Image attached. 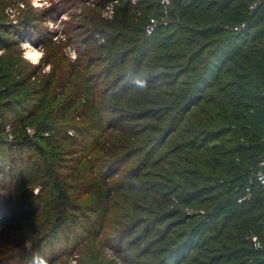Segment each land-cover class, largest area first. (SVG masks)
Returning a JSON list of instances; mask_svg holds the SVG:
<instances>
[{
  "label": "trees",
  "instance_id": "1",
  "mask_svg": "<svg viewBox=\"0 0 264 264\" xmlns=\"http://www.w3.org/2000/svg\"><path fill=\"white\" fill-rule=\"evenodd\" d=\"M108 2L82 66L41 32L30 68L25 23H0V239L29 221L33 257L50 240L60 264H264V0H116L109 20Z\"/></svg>",
  "mask_w": 264,
  "mask_h": 264
},
{
  "label": "rangeland",
  "instance_id": "2",
  "mask_svg": "<svg viewBox=\"0 0 264 264\" xmlns=\"http://www.w3.org/2000/svg\"><path fill=\"white\" fill-rule=\"evenodd\" d=\"M95 0H47V4H50L51 6L48 7L47 4L44 3V0H40L39 7L34 6V0H0V23H7L12 24L14 26V29L18 33H22L23 31L21 25H13L19 21L24 22L23 24L25 26L27 36L33 40L34 46H40L43 45L47 47V40L42 41L40 37V33H49V35L52 36V42L55 43L56 48L54 50H51L53 48H50L49 51H52V54H56L57 57H60V54L65 56V58L69 62H75L77 63V66H82L81 63H85L88 58H91V56H84L82 53L83 45L82 42L85 39L84 34L86 33L87 28H91V26L95 23V17L94 13H92V2ZM108 4H112L114 8V4L116 0H109ZM163 1V0H162ZM167 4V0H165ZM133 3V1H132ZM107 5V4H106ZM105 5V6H106ZM104 10L101 11L100 16L105 19H111L106 18L104 15ZM114 12V11H113ZM113 16V13L111 17ZM91 21L93 24H91ZM19 27V28H18ZM24 40H27L25 38ZM23 40V41H24ZM101 43V42H100ZM19 51L21 53L20 47ZM48 51V52H49ZM2 54V51H0V55ZM73 55H75V59H72ZM94 66L97 65V58L96 56L93 57ZM27 65L30 66V68L36 67L37 65H31L28 62L24 61ZM46 68V67H45ZM45 68H43V71L41 74H46ZM81 69V68H80ZM98 71V68H93V73ZM98 90L101 88L100 84H97ZM31 104L28 99L23 100V104L26 103ZM81 102V101H79ZM29 132V138L32 140V143L35 142L36 144H40V141L35 139V137L32 135L34 132L28 130ZM33 136V137H31ZM3 141H13L12 135L8 131H6V134H3ZM35 141H34V140ZM15 151V149H14ZM5 152V151H4ZM15 154V152L13 153ZM27 154L23 155V159L26 160ZM79 156H70L67 159V164L70 167H74V160H77ZM132 161V160H131ZM131 162L129 161L122 167V170H127L129 167V164ZM6 164V162H5ZM18 168V167H17ZM65 174H68V171H64ZM18 175L19 180L25 179V177H21L22 174L18 171H16V176ZM6 184L7 190H9L10 186H8V181H4ZM33 186V187H32ZM30 187H22V190H28L31 192L32 196L37 195L39 193V186L38 185H32ZM18 191V190H17ZM18 194V193H17ZM0 197H3L4 200L6 198V195L3 193H0ZM30 202V201H29ZM33 204V203H32ZM31 205V204H30ZM30 205L24 206L23 214L26 212L31 213L35 210L34 207L32 209H29ZM18 207L16 203L14 204V209ZM16 222L13 223V225ZM21 223L24 222H17L16 225L12 226V228H9L4 234L2 235V238L0 239V263L2 264H31L33 260V254L35 251H31V245L29 240V234L31 235V224L26 222L25 224L21 225ZM6 236V237H5ZM19 239V241H18ZM18 241V242H17ZM22 242V247L26 250H29L31 255L27 259H22V257L14 258L10 257L8 255L7 251L10 246L14 247V243ZM62 244V242H58V244ZM51 241L47 240L42 245V248L44 249L43 252H45V259H49L51 256V262L49 264H60L63 261H66L64 257L57 258L54 260L57 256L55 255V252L52 251L51 247ZM9 246V247H5ZM59 246V245H58ZM15 248V247H14ZM59 248L62 252H64L67 249H64L62 246ZM49 257H48V256ZM110 253H107V257L109 258ZM71 261V260H70ZM53 262V263H52ZM71 264H74V262H70Z\"/></svg>",
  "mask_w": 264,
  "mask_h": 264
},
{
  "label": "clouds",
  "instance_id": "3",
  "mask_svg": "<svg viewBox=\"0 0 264 264\" xmlns=\"http://www.w3.org/2000/svg\"><path fill=\"white\" fill-rule=\"evenodd\" d=\"M44 3L47 4V0H44ZM34 6H41L40 5V0H34ZM48 7H50V4H47ZM19 47L21 49V58L28 62L31 65H39L41 61L44 59L46 56V49L44 48L43 45L40 46H34L30 41L24 40L21 41L19 44ZM75 55H73L72 59H75ZM51 65H48L45 68L46 72L51 71ZM137 84L140 86H144V81H136ZM31 264H49L48 260L39 256L33 257V260Z\"/></svg>",
  "mask_w": 264,
  "mask_h": 264
},
{
  "label": "built area",
  "instance_id": "4",
  "mask_svg": "<svg viewBox=\"0 0 264 264\" xmlns=\"http://www.w3.org/2000/svg\"><path fill=\"white\" fill-rule=\"evenodd\" d=\"M116 2V1H115ZM162 3H166L165 0L162 1ZM113 13V6L112 4H107L105 6V10H104V15L106 16V18H111V15ZM151 23H153V21H151ZM150 30L152 29V26H150L149 28ZM262 96L264 97V90L262 91ZM254 180L256 182V184H258L260 186V188L264 191V159H262L257 166V170L255 171L254 175ZM250 188H246L243 192V194L241 195V197L237 200L238 202H242L244 200L249 199L250 197ZM252 245L255 249H260V245L257 242L255 237H251L250 238Z\"/></svg>",
  "mask_w": 264,
  "mask_h": 264
}]
</instances>
